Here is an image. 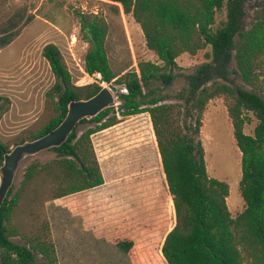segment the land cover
I'll return each instance as SVG.
<instances>
[{
    "label": "trees",
    "instance_id": "1",
    "mask_svg": "<svg viewBox=\"0 0 264 264\" xmlns=\"http://www.w3.org/2000/svg\"><path fill=\"white\" fill-rule=\"evenodd\" d=\"M106 1L139 23L146 47L161 64L139 61L132 70L115 72L106 51V21L98 14L78 13L79 29L88 44L84 71L99 72L101 79L76 86L60 49L54 43L46 44L42 56L54 77L45 92L48 117L18 135L12 145L34 141L56 128L69 104L89 99L102 89V82L123 86L125 92H117L119 114H149L172 196L175 223L161 246L166 263L264 264V3L253 10L247 25V0ZM222 10L224 18L216 23ZM8 42L1 37L0 48ZM206 46L210 47L206 60L186 76V86L175 96L178 101L166 102L162 89L175 78L177 56L194 54ZM232 73L239 76L242 86L232 83ZM220 96L227 99V113L241 153L239 190L244 207L235 216L226 202L229 185L209 177L199 138L202 112L209 100ZM110 111L111 107H106L94 116L80 118L61 144L47 148L54 158L31 161L17 188L13 190L11 185L7 189L0 202V264H35L36 254L49 262L56 260L48 223L22 229L16 216L36 217L30 193L47 181L39 196L41 203L103 183L91 135L117 122L114 115L108 116ZM252 118L256 120L253 131L246 133L244 126ZM83 122L93 125L79 132L77 126ZM11 149L0 140V168ZM12 237L24 243H15ZM117 246L128 251L132 242L120 241Z\"/></svg>",
    "mask_w": 264,
    "mask_h": 264
},
{
    "label": "rangeland",
    "instance_id": "2",
    "mask_svg": "<svg viewBox=\"0 0 264 264\" xmlns=\"http://www.w3.org/2000/svg\"><path fill=\"white\" fill-rule=\"evenodd\" d=\"M260 3L264 0L245 3L247 25ZM111 4L106 0H0V38L9 40L0 48V140L10 148L18 135L48 117L44 109L45 92L54 77L42 56L46 44L54 43L60 49L76 86L91 83L84 71L88 44L79 29L78 13L98 14L106 21V51L115 72L132 70L139 61L161 64L146 47L139 23L121 9L116 11ZM223 18L224 10L218 13L216 23ZM209 50L206 46L194 54L182 52L177 56L175 78L162 89L168 97L166 102L178 101L175 96L186 86V76L206 60ZM229 77L235 85H243L238 75L232 73ZM102 86L113 93L114 104L108 116L114 115L117 120L91 135L103 184L45 203H41L39 196L48 181L31 191L30 205L33 204L36 217L27 219L19 213L16 222L22 229L47 222L56 257L49 262L36 254L35 264H166L160 245L174 225L175 213L150 116L147 112L121 116L117 92L125 89L116 83L111 84L116 90L106 83ZM247 114L252 117L250 112ZM255 122L252 118L244 131L252 133ZM92 125L83 122L77 129L80 132ZM199 138L209 177L225 180L229 185L226 202L235 216L244 207L239 190L241 153L235 143L225 97L207 102ZM54 156L47 149L23 155L13 173V190L31 161L45 162ZM12 240L24 243L18 237ZM120 241H132V247L125 252L117 246Z\"/></svg>",
    "mask_w": 264,
    "mask_h": 264
},
{
    "label": "water",
    "instance_id": "3",
    "mask_svg": "<svg viewBox=\"0 0 264 264\" xmlns=\"http://www.w3.org/2000/svg\"><path fill=\"white\" fill-rule=\"evenodd\" d=\"M113 104V93L108 87H102L98 93L89 99L72 101L69 104L65 118L56 128L34 141L14 146L5 155L3 165L0 168V202L11 186L13 173L23 155L35 154L51 146L61 144L80 118L94 116L102 109Z\"/></svg>",
    "mask_w": 264,
    "mask_h": 264
},
{
    "label": "built area",
    "instance_id": "4",
    "mask_svg": "<svg viewBox=\"0 0 264 264\" xmlns=\"http://www.w3.org/2000/svg\"><path fill=\"white\" fill-rule=\"evenodd\" d=\"M87 77H89L91 80V82H94V81H100L101 79V74L99 72H95L93 74H88L87 73ZM102 85H104V82H102Z\"/></svg>",
    "mask_w": 264,
    "mask_h": 264
},
{
    "label": "crops",
    "instance_id": "5",
    "mask_svg": "<svg viewBox=\"0 0 264 264\" xmlns=\"http://www.w3.org/2000/svg\"><path fill=\"white\" fill-rule=\"evenodd\" d=\"M102 184H103V183H102ZM102 184H101V185H102ZM99 186H100V185H99ZM167 188H168V187H167ZM170 195H171V194H170ZM171 197H172V196H171ZM172 202H173V201H172ZM174 223H175V222H174ZM172 227H173V226H172ZM167 233H168V232H167ZM167 233H166V234H167ZM166 234H165V235H166ZM165 235H164V237H165ZM164 237H163L162 242H161V245H160V252H161V246H162V243H163ZM131 242H132V241H131ZM132 244H133V242H132ZM131 247H132V246H131ZM123 251H124V250H123ZM125 252H127V251H125ZM161 255H162V253H161ZM162 257H163V255H162ZM163 259H164V257H163ZM164 261H165V259H164ZM165 263H166V261H165ZM166 264H167V263H166Z\"/></svg>",
    "mask_w": 264,
    "mask_h": 264
}]
</instances>
